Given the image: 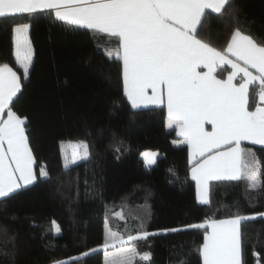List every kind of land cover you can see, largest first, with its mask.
<instances>
[{
  "label": "trees",
  "instance_id": "trees-1",
  "mask_svg": "<svg viewBox=\"0 0 264 264\" xmlns=\"http://www.w3.org/2000/svg\"><path fill=\"white\" fill-rule=\"evenodd\" d=\"M19 24L28 25L32 47L26 76L13 55ZM236 30L264 46V0L205 10L195 34L223 49ZM118 45L49 10L0 16V65L20 76L8 108L24 118L36 173L0 198V264H103L105 222L149 253L129 264H202L209 224L231 218L239 219L241 264H264V145L244 144L241 176L211 181L199 203L187 146L166 127L164 108L127 100ZM258 89L250 88V108L260 103ZM61 139H84L87 157L64 166ZM146 149L158 151L149 167L140 157Z\"/></svg>",
  "mask_w": 264,
  "mask_h": 264
},
{
  "label": "crops",
  "instance_id": "crops-1",
  "mask_svg": "<svg viewBox=\"0 0 264 264\" xmlns=\"http://www.w3.org/2000/svg\"><path fill=\"white\" fill-rule=\"evenodd\" d=\"M225 1L0 0V16L49 10L62 21L116 36L127 100L133 108H164L166 127L187 146L196 200L206 203L211 181L241 176L243 145H264V46L237 30L223 49L195 34L204 11H218ZM13 55L26 76L32 61L27 24L13 27ZM12 69L0 65V114L20 87ZM253 84L260 103L250 108ZM8 113L9 123L0 124L5 195L24 184L19 168L30 182L35 178L24 122ZM201 263L241 264L239 219L209 224Z\"/></svg>",
  "mask_w": 264,
  "mask_h": 264
},
{
  "label": "rangeland",
  "instance_id": "rangeland-1",
  "mask_svg": "<svg viewBox=\"0 0 264 264\" xmlns=\"http://www.w3.org/2000/svg\"><path fill=\"white\" fill-rule=\"evenodd\" d=\"M12 70L17 77V80H18L17 83L20 85L19 74H17V72L14 69ZM8 105L5 108H3V110L1 111L0 124L4 122L5 120L7 123H9L10 118H7V113L12 112V111L11 109L8 108ZM15 116H17L16 118H18L21 122H24V118L19 117L18 115H15ZM3 124H5V122ZM3 126L4 125H0V130L3 129ZM20 127L22 128V125H20ZM59 149H60V154H61V162L64 166H68V165L76 163L77 161L85 159L88 155L87 145L84 139H61L59 141ZM29 154H30V161L32 159L34 161V157L31 152V149H29ZM157 155H158V151L149 150V149L142 150L140 153V157L143 160V163L146 167H149L154 164V162L156 161ZM24 161L25 162L22 163V165L25 166L27 163V158H24ZM22 171L23 170L19 168V175H20L22 183L24 184H21V185L18 184L17 186H15L14 189L25 187L31 184L36 179L35 169H34L35 178L31 180V182L28 180L27 175L22 173ZM39 172H40L41 177L47 176L46 169L43 166L39 168ZM13 175H15V173H13ZM253 178L257 183L258 178L254 176ZM14 180L15 181L18 180L17 175H15ZM1 182H2V179L0 178V190H1ZM3 195L5 194L0 193V198ZM247 217L248 216H245V218ZM129 240H130L129 238L122 237L119 233L110 229L107 222H105L104 223V241H103V244L99 247V249H101L103 253V264H129L136 256L141 257V258H146V259L149 257V253L138 252L136 250L135 245H133Z\"/></svg>",
  "mask_w": 264,
  "mask_h": 264
}]
</instances>
